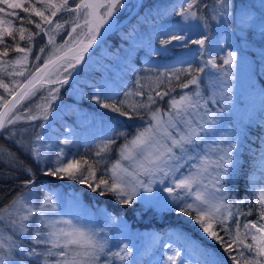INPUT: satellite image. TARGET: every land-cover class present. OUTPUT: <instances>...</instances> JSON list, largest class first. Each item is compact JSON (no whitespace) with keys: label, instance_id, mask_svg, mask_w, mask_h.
I'll use <instances>...</instances> for the list:
<instances>
[{"label":"snow or ice","instance_id":"obj_1","mask_svg":"<svg viewBox=\"0 0 264 264\" xmlns=\"http://www.w3.org/2000/svg\"><path fill=\"white\" fill-rule=\"evenodd\" d=\"M26 3L28 0H0L7 9H20L38 16L41 23H35L39 30L35 35L43 33L47 37V45L35 55V61L43 60V63L33 62L26 68L33 48V32L24 26L14 28L11 21L0 19V45L4 46L0 57H7L9 49L23 54L0 61V72L9 77H24L23 81H12V87L18 91H12L0 78V88L11 96V99L0 96L3 104L0 137L34 161L44 177L74 181L101 197L113 196L115 203L121 206L130 207L139 197L149 208L161 206L177 217L190 218L208 240L222 246L232 264H264V223L244 222L241 229V216L251 215V210L248 213L232 212L233 207L250 203L248 195L236 200L228 187L238 179L241 169L236 156L238 137L228 130L219 129L225 112L232 104L237 54L228 51L219 57L222 62L217 63L214 49L220 47V42L211 40L206 34L210 17L224 28L227 37L230 26L236 22L233 0H213L212 4L203 3V0H185L175 14L185 24L193 22V27L201 28V34L195 38L186 31L163 26L147 37L138 35L135 28L126 34L123 38L128 43L126 59L139 49H146L149 56L159 57L173 49L190 50L189 46L195 45L194 59H198L199 64L194 67L191 60L176 53L179 57L177 64L159 71L154 77L139 78L136 88L124 94V100H112L107 82H97L93 86L88 96L93 104L129 121H141L131 135L126 130L116 133L124 138V143L116 149L118 159L110 164L108 154L116 144V140L111 138L96 146L93 153L96 159L77 158L79 154L69 155L65 148L56 151L54 159L47 154L43 147L46 140L44 129L54 113L53 103L59 99L60 87L46 89L47 95L40 97L42 104L36 106L38 114H34L28 105L22 109H18V105L36 95L40 90L37 85L68 84L78 67L86 63L85 54L97 44L98 37L114 26L117 15L127 6V0H37L43 5L41 8L30 3L25 7ZM63 12L74 14V17L71 31L67 32L63 43L58 44L56 36L69 21L54 22L53 18ZM0 13H5L4 7H0ZM6 15L15 16L22 24L25 21L15 11H8ZM27 23L34 22L27 19ZM255 23V17L248 11L242 13L241 26ZM41 24L51 27L45 28ZM259 27L264 35V20ZM17 33L20 41L27 36V46L15 43ZM5 36L12 38L14 47L5 40ZM157 39L159 48L153 47V41ZM6 65L12 71H7ZM209 68L214 70V77L211 85L202 90V74ZM183 76L187 79L182 80ZM144 80L154 86L142 83ZM161 86L163 90H159ZM190 86H194L191 91L183 92ZM177 88L181 90L178 98L172 95ZM130 97L145 98L133 101L128 99ZM165 97H168L167 110L158 106ZM38 119L43 121L38 125L41 131L36 132L32 140L18 136L10 127L21 120L31 122ZM67 131L71 133L70 129ZM59 143L69 145L73 140L69 135L61 138ZM0 161L9 168L22 166L16 152L3 144H0ZM258 163L264 171V152ZM23 171L29 176L24 182L25 187L34 185L36 173L33 169L23 167ZM249 184L250 191L257 192L255 198L261 206L260 219L264 220V186L257 188L251 180ZM39 191L42 192L39 198L29 192L0 207V264H15L13 254L20 256L22 264H115V260L123 264L132 256L126 243L115 251L110 250L106 228H94L60 218L53 196L46 189ZM229 199L233 203H227ZM233 218L235 235L231 226H225ZM117 219L106 216L108 222L115 223ZM221 232L227 233L228 240L220 235ZM168 238L169 242L163 245V264H222V257L191 237L182 226L173 228ZM249 239L251 243L247 242Z\"/></svg>","mask_w":264,"mask_h":264},{"label":"trees","instance_id":"obj_2","mask_svg":"<svg viewBox=\"0 0 264 264\" xmlns=\"http://www.w3.org/2000/svg\"><path fill=\"white\" fill-rule=\"evenodd\" d=\"M251 0H233L235 7L236 4H248ZM15 2V0H14ZM78 2V0H77ZM153 2V0H140L138 3H136L133 0H127V6L124 7L120 13L117 15L116 22L119 24L117 28H115L104 40L108 44L107 47V54L116 52L120 46H123L126 41L123 39L126 34L131 30L127 29V26H132L137 30V32L141 31L148 23L147 17H144V20L141 19H134V17L139 15V17H142V9L144 6H148ZM185 0H178L175 2L170 8L165 9L160 14L155 15L154 18H151L152 25L156 24H168L166 28L174 29L176 31H181L179 29V26L182 25L184 22L180 17H178L175 13L180 10V7L182 4H184ZM28 3L35 5L37 8L43 7V5L37 3V0H28ZM28 3L25 4V7L28 6ZM203 3L212 4L213 0H203ZM0 7L5 8V13H0V19L9 20L12 22L14 28H18L20 26H24L29 31L33 32L34 39L32 41L33 48L32 52L29 53V64L26 66L31 67L33 62L41 64L43 63V60L36 62L35 61V55L39 51V49L42 46L47 45V38L43 35V33H40L39 35H35V33L39 32L38 29L35 28V23H41L40 18L38 16H35L34 14L25 13L21 11L20 9H7L5 5L0 4ZM137 7V8H136ZM8 11H15L16 14H18L19 17H24L25 21L21 22V20L17 19L15 16H7L6 12ZM128 12L131 13L130 17L127 18L125 15L128 14ZM235 13V9H234ZM49 14V13H46ZM258 14L260 15L261 21L264 20V6L263 8L258 10ZM74 17V14L63 12L58 13L57 17L53 18V21L56 22L59 20L60 22H64L65 20H68L69 23L65 24V28L63 31H61L60 35L56 37L57 43H63L65 37L67 36V32H69L72 27L71 20ZM126 17V18H125ZM27 19H31L34 23H27ZM134 22V24H132ZM42 27L49 28L50 25H44L41 24ZM215 26L216 22L212 21L209 17V28L207 31V35L210 37L211 40H213L214 32H215ZM132 28V29H133ZM161 27L157 26L156 31H158ZM237 28H241L243 34L237 35L236 40L238 42V45L235 46H226L224 45L223 49H214L216 56H217V63H221L222 61L219 59L220 56H223L224 53L231 50H239L240 53H243L246 55L248 59H250L253 63H249L248 65L254 68V82L255 84H251L250 89L252 91H247L246 94L240 93L239 100H245L241 101L246 105V111L247 114L245 117H238L236 120L237 125L234 126L231 121H228V124L230 125L231 129L230 132L233 130H236L238 133V148L236 151V156L239 159L241 169L238 175V179L234 180L231 185L228 187L230 188L231 195L235 199L240 195V193L246 192V174L248 173V170L253 166L254 160H255V151L257 150V141L261 132V129L264 128V119L260 116L259 110H264V65L259 64V60L257 59V56L264 52V35L261 34L260 28L254 29L251 25H245L244 27H240V21L236 20L235 23H233L230 26V30L232 32H236ZM155 31V32H156ZM184 31V30H183ZM193 38L196 36H199L201 34V28L198 27L197 31L194 33H190ZM5 40L12 44L14 47V42L11 37L5 36ZM15 43H19L22 47L28 45L27 36L24 41H20L19 39V33L16 34V40ZM153 46L159 48V41L158 39L153 41ZM190 49H194L192 55L190 57H185L186 60H191L193 63V66L199 64L198 59H194L196 54L197 46L190 45ZM50 50V46H49ZM182 49H173L172 51L163 53L159 57L157 56H149L146 52L144 54V57H140V54L142 50H137L134 57H133V65L131 67L130 73H127V81L125 84L118 87L117 91L115 93H112L110 96L112 97V100H122L124 94L128 91L130 86H132L135 81H137L141 77H149V76H156L159 71H164L165 69L171 67L172 65L177 64V60L179 59L176 57V53L179 52ZM4 51V46L0 45V52ZM23 55L22 53H17L12 49H9V54L7 57H0V61L4 60H11L16 57H19ZM83 63L82 66L78 67V71L74 74V78L69 80L68 84H65L60 87V93H59V99L61 101H71L72 98L70 97L69 93L70 91L75 87V85L82 86V91L80 93V99L77 102V110H84L85 112L94 113L97 115H100L102 117H106L115 124V131L111 133V136L115 138L116 144H121L124 142L123 137H118L116 133H118L120 130H126L130 135L135 132V128L138 125H141V121L139 119L134 120H127L124 117L119 116L118 114L109 112L107 110L99 108L98 105L93 104L88 96L91 93L90 92V83L93 81V78H90V81L83 80V70L84 67L87 64ZM7 68V71H12V68L9 66H5ZM27 74V71H26ZM214 70H211L210 68L206 71V73L202 74L203 76V84L201 85L202 90L208 86L207 79L211 80L213 79ZM0 78L4 80L6 84H8L9 88L14 91L16 88L12 87V81L13 80H21L23 81L24 77H9L6 74L0 72ZM182 80H186L187 76L181 77ZM261 89L260 95H255L254 90L255 87ZM194 86H190L189 89H184L183 92H189L193 89ZM256 88V89H257ZM163 90V86H161V89ZM181 93V90L177 88L172 95L179 96ZM205 96L208 95V92L205 91ZM0 96H3L7 98L9 95L4 90V88H0ZM109 102H112L111 100ZM3 104L0 103V108ZM158 106L161 107L163 110H167L168 105V97H165L163 101L158 102ZM18 109H21V105H18ZM15 111V110H14ZM34 114H38L39 111L32 110ZM75 108H71L65 115V118L67 120H71L72 114L74 113ZM227 114L232 115L231 111H228ZM235 118V117H234ZM147 119V116H145V120ZM42 120H36V121H26L21 120L17 122L12 127L17 135H22L26 140H32L34 139L35 133L38 132L39 127L38 125L42 123ZM35 126V127H34ZM27 130V131H25ZM94 143V142H92ZM91 142L79 145L77 151L75 154H79L77 158L80 157H90L91 159H95L92 156L93 147ZM0 144L5 145L7 148L11 149L12 151L16 152V154L19 157V161L21 162V167L18 168H9L3 161H0V207H3L4 205L8 204L10 200H12L14 197H17L29 190L34 191V193L37 194V196L42 195V192H40V189H46L47 191H50L57 186H62L63 191H76L79 192L81 195V198L86 203L88 207L90 206H98V207H104L111 209L114 213H119L118 218H122L123 220H126L129 222V224L133 225L132 227L139 233V235L144 239V249L145 253L147 254L150 251H153L152 244H150L146 237L145 232L146 231H159L164 233V231L168 228H175L177 226H182L183 229L194 239L199 241L200 243L204 244L205 246L212 248L218 256L223 258L222 264H232L231 259L228 258L229 254L223 251V248L220 244L216 243L215 241L208 240L204 234L201 231H198V225H195L193 221L190 220V218L185 216H179L177 217L176 214L170 213L168 211H153V210H147L144 209V207L141 206V203L136 200V202L128 208V215L126 213H120L122 211V208L116 207L114 205H111V201L114 199L113 196L107 195L104 197H101L95 193H92L88 188H85L82 185H79L78 183L74 181H69L67 179L59 180L54 179L52 177H44L42 173L37 169L34 161H32L29 157L25 156L23 153L19 152V150L11 143H7L3 139V137H0ZM114 148V146H113ZM23 167H31L33 171L36 173L35 180L36 183L34 185H30L28 187H25L24 182L29 179V176L26 174V172L23 171ZM227 203H233L232 199H229ZM251 210V215H243L240 218V225L242 229V225L244 222L251 220L255 221L260 218V207L257 205V203L250 202L245 203L242 205H239V207H233L232 212L234 214H237L239 212L248 213ZM112 213V212H111ZM163 222V223H162ZM157 223H161L160 225H157ZM231 226L233 228V235H235V219H230L226 225ZM216 229H219V226H215ZM220 235L224 236L225 240H228L227 233L221 232ZM247 242L251 243V240L249 239ZM144 258V256H142Z\"/></svg>","mask_w":264,"mask_h":264},{"label":"rangeland","instance_id":"obj_3","mask_svg":"<svg viewBox=\"0 0 264 264\" xmlns=\"http://www.w3.org/2000/svg\"><path fill=\"white\" fill-rule=\"evenodd\" d=\"M133 1L138 3L140 0H133ZM177 1L178 0H153V2H151L150 5L144 6L142 9L143 13L141 14L142 17L136 15L134 19L136 20L141 19L143 21L144 17H147V19L149 20L147 22L148 24L141 31L137 32L138 35H143L147 37L156 31L157 26L166 27L168 24H164V23L152 25V23L150 22L151 18L152 17L156 18L155 15L160 14L165 9L170 8ZM263 6H264V0H251L250 3L248 4H236L235 13H234L236 20L240 21V17L242 13L248 11L252 16L255 17L256 20V23L252 24L251 26L256 30L259 29L260 28L259 24L261 22V19H260V15L258 14V10L263 8ZM130 15L131 13L128 12V14H126L125 16L129 18ZM132 24H134V22H132ZM129 25L127 26V29H132L133 27ZM118 26L119 24L116 22L114 27L117 28ZM244 26L240 25V27H244ZM179 29L184 30L188 33H194L197 31L198 27H193V22H189L188 24L183 23L182 25H180ZM69 30L71 31V29ZM242 34L243 32L241 28L239 29L237 28L235 33L232 32V30H230L227 34V37H225L224 28L216 24L213 41L220 42V47L216 49H223L225 44L226 46L238 45L236 37L237 35L241 36ZM104 40L101 41L98 45H96L86 55V58H88L87 64L89 65H86L84 67L82 76H83V80L86 81H90V78H93V81L89 84L90 92L93 91V86L97 82H107L109 86L108 88L109 95H111L112 93H115L117 91L119 86L126 83L127 81L126 74L130 73L131 71L130 69L133 65V57L136 52H134L130 58L126 59L127 50H128V43L126 42L123 46H120V48L116 52L107 54L108 44L104 42ZM140 50H142L140 57H144V54L147 52V50L146 49H140ZM193 50L194 49H190V50L182 49L177 53L180 54V57L185 58V57H190V55H192L193 53ZM231 51H234L237 54L234 80L232 82L233 99L229 110L231 111L232 115L230 114L228 115L227 112H225L224 119L219 125V129L221 131L223 130L229 131L231 129L230 125L228 124V121H231L232 124L236 126L237 123L235 119H237L238 117L241 118L248 115L246 111V105L241 102V101L245 102V100L242 99L239 100L240 97L239 95L241 92L243 94H246L248 90L252 91V89H250V86L251 84L253 85L255 84L254 82L255 76L253 71L254 68L248 65V62L251 64L253 62L250 59H248L245 54L240 53L241 51L239 50H231ZM226 53H224L223 55H226ZM257 59L259 60L258 66H260L261 64L264 65V52L259 54L257 56ZM211 81L212 79L211 80L207 79L208 86L211 85ZM136 82L137 81H135V83L132 86H130L128 91L134 90L136 88ZM142 83L149 84L150 87L154 86L151 84L150 81L147 80L142 81ZM81 84L75 85V87L70 91L69 95L72 98L71 101L56 100L53 103L54 113L50 117L49 121L47 122V126L44 129L46 140L43 142L44 149L47 150V154L51 156L53 159L55 158L56 151H58L60 148H65L68 151L69 155H73L77 151L79 145H84L89 142L91 143L94 142L92 143L93 144L92 156L93 158L96 159V157L93 155L94 151L96 150V146L102 143V141L105 139L116 138V137L113 138L111 136V133L115 129L114 122H112L106 117H102L94 113L85 112L84 110H77L78 108L76 105L78 100L80 99V93L83 89ZM58 86L59 85H45L44 87H40L39 85H37V87L40 90L36 92L35 96L23 101L21 103V109L23 108L24 105H28L32 110L39 111L36 106L42 104L40 97L42 95L45 96L47 95L46 89L48 87H58ZM256 88L257 87H255L254 94L257 96L261 94V89L260 88L256 89ZM146 95H147V90H145V96ZM144 98L145 97H130L128 99L133 101H138ZM124 99H126L125 95L123 96L122 100ZM71 108H75V111L72 114L71 120L69 121L65 118V115ZM258 112L260 116L263 117L264 119V110L263 111L259 110ZM68 129L71 130L70 134L67 131ZM39 131L41 130L39 129L38 132ZM231 132L238 137V133L236 132V130H233ZM69 135L70 138L73 140V143L69 145H61L59 143V140ZM49 143L51 144L50 149H49ZM121 144L118 143L113 145L114 148L112 152L108 154L109 164L115 162L118 159V153L116 149H118ZM257 147L258 148L255 151L254 164L248 170V173L246 174L245 177L246 192L240 193V195L236 198V200H239L243 198L245 195H248L250 202L257 203V205L261 209V206L259 205V203L255 198L257 192L250 191L251 185L249 184V180L255 182L257 188L264 186V171L261 170L258 163L261 153L264 152V128L261 129L257 141ZM29 192L32 193L33 197L39 198L41 196V195L37 196V194L34 193V191L32 190H29L23 194H27ZM48 193L52 195L57 202V209L60 213V218L69 219L72 220L73 222L79 221L86 226H91L94 228H106L109 237V245L111 251L117 250L118 247L123 246V244L125 243L128 244L130 250L132 251V256H130L127 261L123 262V264H163L164 252H165L163 245L164 243L169 242L168 234L173 228L166 229L164 233L159 231H151V232L146 231L145 237L147 241L150 244H152L151 246L153 248V251H150L146 254L145 251H143L144 239L132 227L133 225L129 224L128 221L123 220L122 218H118L119 213H114L111 209L109 208L107 209L104 207H98V206L88 207L81 198L82 194L76 191H63L62 186H57L56 188L48 191ZM161 194L165 196L167 195L166 193L163 192H161ZM142 195H147V194L142 193ZM136 200L141 203V206L144 207V209L153 210V211H168L164 207L155 206V205L149 208L140 200L139 197ZM111 203H112L111 205L122 208V211L120 213H126V215H128L129 206L118 205L117 203H115V198L111 201ZM107 215L117 217L118 219L115 223L108 222L106 220ZM246 222L264 223V220H261L259 218L255 221L248 220ZM160 224L161 223H157V225ZM142 256H144V258H142ZM12 259L15 261V264H22L19 255L13 254ZM113 260H115V258H113ZM115 264H121V262L115 260Z\"/></svg>","mask_w":264,"mask_h":264},{"label":"water","instance_id":"obj_4","mask_svg":"<svg viewBox=\"0 0 264 264\" xmlns=\"http://www.w3.org/2000/svg\"><path fill=\"white\" fill-rule=\"evenodd\" d=\"M114 24H115V23H114ZM113 28H114V26H113L111 29H109L107 32H104L102 37H98V42H97V44L93 45V48H94L96 45H98L103 39H105V38H106V37L112 32ZM93 48H92V49H93ZM92 49H90L89 52H90ZM87 54H88V53H86L85 55H87ZM41 64H42V63H41ZM14 91H18V89H15ZM7 99H11V96H8ZM2 110H3V105H2L1 108H0V111H2Z\"/></svg>","mask_w":264,"mask_h":264}]
</instances>
